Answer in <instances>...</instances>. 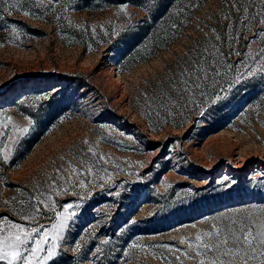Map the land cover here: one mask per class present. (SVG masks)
<instances>
[{
    "label": "rangeland",
    "instance_id": "rangeland-1",
    "mask_svg": "<svg viewBox=\"0 0 264 264\" xmlns=\"http://www.w3.org/2000/svg\"><path fill=\"white\" fill-rule=\"evenodd\" d=\"M162 4L151 19L126 0H0V236L47 228L33 264H209L205 233L264 234V71L246 75L264 68V0ZM129 23L144 28L123 42ZM197 46L219 75L181 98L168 80Z\"/></svg>",
    "mask_w": 264,
    "mask_h": 264
},
{
    "label": "snow or ice",
    "instance_id": "snow-or-ice-1",
    "mask_svg": "<svg viewBox=\"0 0 264 264\" xmlns=\"http://www.w3.org/2000/svg\"><path fill=\"white\" fill-rule=\"evenodd\" d=\"M124 7H126V5ZM238 10L241 9L238 7ZM121 11H123V8H121ZM259 23L264 25V19L260 20ZM260 35H264V28L258 30L257 33L254 34L253 40L257 39ZM217 39H219V36H217ZM251 42L252 41L249 42L248 46H250ZM191 51L194 53V55L189 58L187 63H185L182 70L179 72V77H177L175 81L172 79L168 80L169 85L172 86L173 90L177 92L181 98H183L185 93L191 92L193 89H199L203 87V81L209 77L210 72L214 75H219L215 64H218L220 61L214 54L209 53L208 56H205L207 49L201 50L199 46H197L195 49H192ZM233 54L239 55L240 53L236 52ZM260 54L262 58H264V48L261 49ZM228 66L231 67L230 64ZM258 71H264V68H254L247 72L246 75L249 77L255 76ZM234 83H239V79H237ZM178 84L184 85L183 91H181V89L177 86ZM161 95L170 96V93L161 87L160 93L156 94V99H160ZM223 98L224 97L217 95L213 103L222 100ZM160 103L164 104V100L160 99ZM21 131H26V129H22ZM89 151L91 152V149H89ZM4 159L6 160L7 156H5ZM90 172L91 170H88V172H84L83 174L88 175ZM83 186L84 182L81 181L80 187ZM41 203H43V201H41ZM74 207H79V205L67 203L63 205V212L56 213L57 223L52 225V232L55 233L52 235L53 241L59 237L60 231L65 228L72 217L76 215L75 211H69L74 209ZM42 214L44 213H42L39 205H36L35 213L32 218ZM22 218L27 220L30 217L23 215L22 213ZM10 227L17 229V231L15 233L10 231L7 236H0V261L5 262V264H33V260L35 259L37 253L43 250L41 248V244L47 242V228L42 230L40 227H31V230L29 231L24 226L15 222H12ZM0 231H2V229H0ZM238 231L240 232V235H237L236 230H233L232 228H222L217 230L216 233H205L206 236L214 237V243H203V250H201L200 246H197V254L200 256L210 255L213 252L219 254L212 257L209 261V264H225V261L221 259L222 256L238 258L239 264H248L249 260L256 261L258 256L254 254L257 253V248L255 245L260 244L261 248L264 249V234H254L252 231H247L245 233L243 227H241ZM34 233L40 234L41 238L35 240V246L27 249L29 255H25L24 252L26 249L24 246L29 240L33 239ZM196 239L201 240L202 237L198 236ZM229 241L232 242L231 246H229ZM107 242L108 241H104V243ZM55 248L56 245L53 244L47 250L46 259L56 255ZM96 252H100V249L97 248ZM258 255L264 256V250H260ZM198 264H205L204 259H201ZM227 264H234V260H228ZM259 264H264V260H260Z\"/></svg>",
    "mask_w": 264,
    "mask_h": 264
},
{
    "label": "trees",
    "instance_id": "trees-1",
    "mask_svg": "<svg viewBox=\"0 0 264 264\" xmlns=\"http://www.w3.org/2000/svg\"><path fill=\"white\" fill-rule=\"evenodd\" d=\"M165 0H126V3H129L130 5H134L137 6L141 9H145L146 12L148 13V17H151V19H153L155 17L156 14L160 13L161 10L164 9V5L162 4V2ZM171 1V0H169ZM179 3V2H177ZM150 24V23H149ZM154 25H146L145 28H149V27H153ZM136 30H133V29ZM144 28L143 26H134L133 23H129L128 26L126 27V29L124 30L123 33L120 34V40H127L128 38H135V35ZM162 27L159 28L158 26L154 27V29H152V34L153 36H158L159 33L162 32ZM129 33V34H128ZM133 36V37H132Z\"/></svg>",
    "mask_w": 264,
    "mask_h": 264
}]
</instances>
